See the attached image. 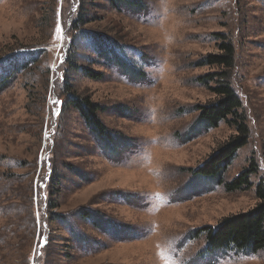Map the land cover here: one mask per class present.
Returning a JSON list of instances; mask_svg holds the SVG:
<instances>
[{
	"label": "rangeland",
	"instance_id": "374dc122",
	"mask_svg": "<svg viewBox=\"0 0 264 264\" xmlns=\"http://www.w3.org/2000/svg\"><path fill=\"white\" fill-rule=\"evenodd\" d=\"M139 1L118 11L104 0H0V264H264V250L210 253L206 235L259 204L264 0ZM86 31L114 41L124 63L96 53ZM224 45L232 69L208 64ZM219 73L250 131L223 184L195 175L237 135L198 124L196 107L217 99L201 78ZM74 96L101 107L113 148L69 106ZM255 168L251 188L226 190Z\"/></svg>",
	"mask_w": 264,
	"mask_h": 264
},
{
	"label": "trees",
	"instance_id": "16d2710c",
	"mask_svg": "<svg viewBox=\"0 0 264 264\" xmlns=\"http://www.w3.org/2000/svg\"><path fill=\"white\" fill-rule=\"evenodd\" d=\"M102 1V0H99ZM110 8L120 10L122 8L138 9L142 7L139 0H104ZM73 30H82L81 20L75 22ZM83 35V34H82ZM84 40H90L95 52L103 57L115 59L117 63H124L116 51L115 42L104 38L97 33L86 31ZM119 48V47H118ZM226 55L209 57V65L232 69L235 63V50L232 45H224ZM25 65V64H24ZM23 65L17 67L21 69ZM86 76L93 80L100 81L102 75L90 70H83ZM15 74V73H13ZM216 78V80H215ZM1 80V79H0ZM201 82L208 86L215 83L213 92L217 96L215 102L205 106H197L199 112L198 124L207 129L217 128L220 123L225 122L233 126L237 135L232 137L220 149L209 158L201 167L195 171V175L201 179L215 180L223 184L224 175L236 158L241 148L247 145L250 138V131L247 125V118L243 113V103L236 90L230 83V78L225 73L210 75L208 78H201ZM4 82H0V92L4 89ZM69 106H72L84 120L90 131L103 145L113 148L115 138L104 126L99 118L103 111L97 104L89 99L72 97ZM257 172V168L246 170L233 182L226 184L228 192L246 190L252 187L251 176ZM256 197L259 204L250 212L228 217L221 221L215 228L207 230L208 251L215 254L219 251L236 250V252L257 253L264 250V180L256 186Z\"/></svg>",
	"mask_w": 264,
	"mask_h": 264
},
{
	"label": "snow or ice",
	"instance_id": "6c2138e0",
	"mask_svg": "<svg viewBox=\"0 0 264 264\" xmlns=\"http://www.w3.org/2000/svg\"><path fill=\"white\" fill-rule=\"evenodd\" d=\"M56 38L58 40H62L64 37H63V29L62 28H57L56 30ZM53 104L56 106L55 109H54V115L56 117H59L60 116V110H61V107H62V101L60 100H53ZM50 166V165H49ZM159 198V197H157ZM36 218H37V221L39 220V212L36 213ZM41 245H44L47 243V239L46 238H42L41 239Z\"/></svg>",
	"mask_w": 264,
	"mask_h": 264
}]
</instances>
